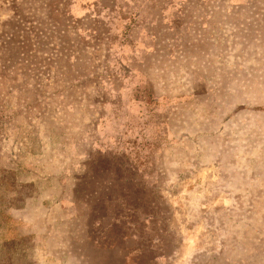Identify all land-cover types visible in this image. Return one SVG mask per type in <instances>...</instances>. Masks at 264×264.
Segmentation results:
<instances>
[{
  "label": "rangeland",
  "instance_id": "rangeland-1",
  "mask_svg": "<svg viewBox=\"0 0 264 264\" xmlns=\"http://www.w3.org/2000/svg\"><path fill=\"white\" fill-rule=\"evenodd\" d=\"M117 1L0 0V264H264V0Z\"/></svg>",
  "mask_w": 264,
  "mask_h": 264
},
{
  "label": "crops",
  "instance_id": "crops-1",
  "mask_svg": "<svg viewBox=\"0 0 264 264\" xmlns=\"http://www.w3.org/2000/svg\"><path fill=\"white\" fill-rule=\"evenodd\" d=\"M73 12L78 17H83L90 10L98 9L101 5V0H73ZM117 1V0H116ZM154 0H137L136 2H132L131 0H119L117 3L119 4H133L136 3L141 6V8L137 7L135 9L138 18L151 19L149 4H155ZM153 2V3H152ZM123 16V13H122Z\"/></svg>",
  "mask_w": 264,
  "mask_h": 264
},
{
  "label": "bare ground",
  "instance_id": "bare-ground-1",
  "mask_svg": "<svg viewBox=\"0 0 264 264\" xmlns=\"http://www.w3.org/2000/svg\"><path fill=\"white\" fill-rule=\"evenodd\" d=\"M140 225V224H139Z\"/></svg>",
  "mask_w": 264,
  "mask_h": 264
}]
</instances>
